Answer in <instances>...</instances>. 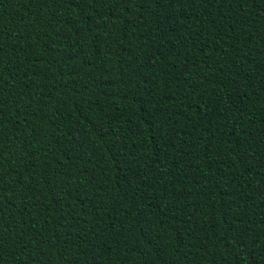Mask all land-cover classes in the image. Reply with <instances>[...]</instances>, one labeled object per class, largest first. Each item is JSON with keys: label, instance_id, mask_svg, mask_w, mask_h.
I'll return each mask as SVG.
<instances>
[{"label": "trees", "instance_id": "trees-1", "mask_svg": "<svg viewBox=\"0 0 264 264\" xmlns=\"http://www.w3.org/2000/svg\"><path fill=\"white\" fill-rule=\"evenodd\" d=\"M0 264H264V0H0Z\"/></svg>", "mask_w": 264, "mask_h": 264}]
</instances>
